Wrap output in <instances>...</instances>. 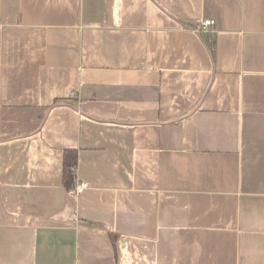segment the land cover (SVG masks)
I'll return each instance as SVG.
<instances>
[{
  "label": "crops",
  "instance_id": "obj_1",
  "mask_svg": "<svg viewBox=\"0 0 264 264\" xmlns=\"http://www.w3.org/2000/svg\"><path fill=\"white\" fill-rule=\"evenodd\" d=\"M0 264H264V0H0Z\"/></svg>",
  "mask_w": 264,
  "mask_h": 264
},
{
  "label": "trees",
  "instance_id": "obj_2",
  "mask_svg": "<svg viewBox=\"0 0 264 264\" xmlns=\"http://www.w3.org/2000/svg\"><path fill=\"white\" fill-rule=\"evenodd\" d=\"M77 155L75 151H65L64 153V169H63V184L70 190L74 186V173L72 168L76 167Z\"/></svg>",
  "mask_w": 264,
  "mask_h": 264
},
{
  "label": "built area",
  "instance_id": "obj_3",
  "mask_svg": "<svg viewBox=\"0 0 264 264\" xmlns=\"http://www.w3.org/2000/svg\"><path fill=\"white\" fill-rule=\"evenodd\" d=\"M215 25V21L212 19H206V20H202L200 22V26L199 29L197 31L202 32V33H208L210 28L213 27ZM71 97H73L75 94L71 93L70 94ZM71 171H73V173L76 171V168H72ZM87 184L83 183V182H79L78 184H76V186L74 187V189L72 190L73 193L78 196L80 194L83 193V191L87 188Z\"/></svg>",
  "mask_w": 264,
  "mask_h": 264
}]
</instances>
